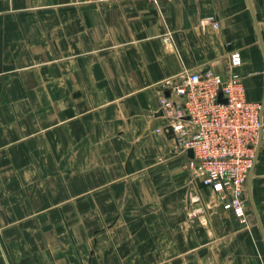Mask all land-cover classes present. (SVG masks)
<instances>
[{
  "label": "crops",
  "instance_id": "obj_1",
  "mask_svg": "<svg viewBox=\"0 0 264 264\" xmlns=\"http://www.w3.org/2000/svg\"><path fill=\"white\" fill-rule=\"evenodd\" d=\"M208 70L264 110V0H0V264H264V152L244 225L161 114Z\"/></svg>",
  "mask_w": 264,
  "mask_h": 264
},
{
  "label": "built area",
  "instance_id": "obj_2",
  "mask_svg": "<svg viewBox=\"0 0 264 264\" xmlns=\"http://www.w3.org/2000/svg\"><path fill=\"white\" fill-rule=\"evenodd\" d=\"M230 61L232 67L243 63L239 52H233ZM163 86L169 95L161 98V114L188 157L193 183L210 188L223 207L247 225L251 215L247 183L259 153L264 152L263 105L247 99L245 83L237 73L224 78L213 70L186 71Z\"/></svg>",
  "mask_w": 264,
  "mask_h": 264
},
{
  "label": "water",
  "instance_id": "obj_3",
  "mask_svg": "<svg viewBox=\"0 0 264 264\" xmlns=\"http://www.w3.org/2000/svg\"><path fill=\"white\" fill-rule=\"evenodd\" d=\"M220 101H224L223 98H222V96L220 97ZM188 154H189V157H190V158H193V157H194V152H193V150H189Z\"/></svg>",
  "mask_w": 264,
  "mask_h": 264
}]
</instances>
